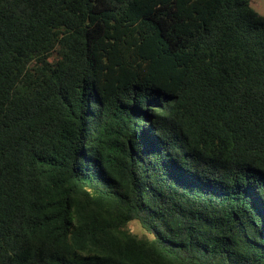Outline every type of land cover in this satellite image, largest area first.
I'll return each mask as SVG.
<instances>
[{
    "label": "trees",
    "instance_id": "1",
    "mask_svg": "<svg viewBox=\"0 0 264 264\" xmlns=\"http://www.w3.org/2000/svg\"><path fill=\"white\" fill-rule=\"evenodd\" d=\"M0 264H264V15L0 0Z\"/></svg>",
    "mask_w": 264,
    "mask_h": 264
},
{
    "label": "rangeland",
    "instance_id": "2",
    "mask_svg": "<svg viewBox=\"0 0 264 264\" xmlns=\"http://www.w3.org/2000/svg\"><path fill=\"white\" fill-rule=\"evenodd\" d=\"M250 6L257 11L259 14L264 15V0H249ZM129 229L139 236H144L143 230L140 228L139 224L136 221H132L129 224Z\"/></svg>",
    "mask_w": 264,
    "mask_h": 264
}]
</instances>
